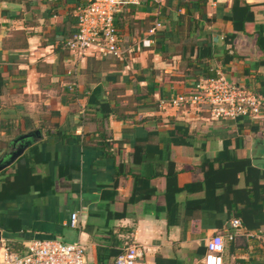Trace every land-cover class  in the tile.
<instances>
[{
    "label": "crops",
    "instance_id": "crops-1",
    "mask_svg": "<svg viewBox=\"0 0 264 264\" xmlns=\"http://www.w3.org/2000/svg\"><path fill=\"white\" fill-rule=\"evenodd\" d=\"M84 1L0 0V134L41 133L0 171V243L79 241L83 264H113L132 242L136 264H202L219 233L222 264H264V117L158 107L207 66L264 96V0H124L122 55L78 56L60 42Z\"/></svg>",
    "mask_w": 264,
    "mask_h": 264
},
{
    "label": "built area",
    "instance_id": "built-area-1",
    "mask_svg": "<svg viewBox=\"0 0 264 264\" xmlns=\"http://www.w3.org/2000/svg\"><path fill=\"white\" fill-rule=\"evenodd\" d=\"M125 3L124 0H85L74 7L75 26L73 32L61 42L62 49L81 56L87 49L95 50L100 56H121V37L114 23V16ZM160 27L154 21L149 29L153 32ZM143 44L148 45L145 39ZM212 71V70H211ZM65 73L73 78L68 84L76 87L75 67ZM158 107L175 109L191 108L203 113L208 121L238 120L251 121L264 117V96L259 95L245 84L228 80L219 70L213 69L198 76L184 91L172 94L158 101ZM77 214L71 212L68 225L76 227ZM227 239L238 235L241 223L238 218H231ZM264 247V222L254 233ZM202 264H222L224 238L219 233H212L203 243ZM22 253L11 251L6 243H0V264H83L84 245L79 241L64 242L54 238L32 239ZM142 247L135 243L127 244L113 260V264H136L142 258Z\"/></svg>",
    "mask_w": 264,
    "mask_h": 264
},
{
    "label": "water",
    "instance_id": "water-1",
    "mask_svg": "<svg viewBox=\"0 0 264 264\" xmlns=\"http://www.w3.org/2000/svg\"><path fill=\"white\" fill-rule=\"evenodd\" d=\"M40 135V130L33 128L11 138L9 150L0 155V171L8 167L28 145L39 139Z\"/></svg>",
    "mask_w": 264,
    "mask_h": 264
},
{
    "label": "rangeland",
    "instance_id": "rangeland-1",
    "mask_svg": "<svg viewBox=\"0 0 264 264\" xmlns=\"http://www.w3.org/2000/svg\"><path fill=\"white\" fill-rule=\"evenodd\" d=\"M25 128H23V130H21L18 126H14L13 128H11L9 131L10 135H7L6 133L3 132V134H0V155H2L3 153H5L6 151L9 150V142L11 140V138H13L15 135L21 133L22 131L24 132ZM263 138V137H262Z\"/></svg>",
    "mask_w": 264,
    "mask_h": 264
},
{
    "label": "trees",
    "instance_id": "trees-1",
    "mask_svg": "<svg viewBox=\"0 0 264 264\" xmlns=\"http://www.w3.org/2000/svg\"><path fill=\"white\" fill-rule=\"evenodd\" d=\"M8 1H11V0H8ZM179 6V8L180 9H183V7H184V4L183 5H181V4H179L178 5ZM236 29H239V28H237L236 27ZM61 47V46H60ZM261 63H262V65H264V59L261 61ZM206 66V65H205ZM207 71L208 72V75H213V68H211V67H209V66H207V67H204L203 68V71ZM212 70V71H211ZM263 96V95H262ZM7 135H10L9 134V130H6V132H5ZM6 246L11 250V251H13V252H17V253H22V252H24V250H25V248L24 247H17V246H15V244H13V243H6ZM116 257V256H115ZM114 257V258H115ZM114 260V259H113Z\"/></svg>",
    "mask_w": 264,
    "mask_h": 264
}]
</instances>
